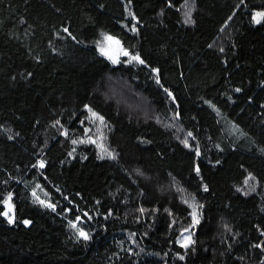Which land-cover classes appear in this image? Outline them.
Listing matches in <instances>:
<instances>
[{"label":"trees","instance_id":"trees-1","mask_svg":"<svg viewBox=\"0 0 264 264\" xmlns=\"http://www.w3.org/2000/svg\"><path fill=\"white\" fill-rule=\"evenodd\" d=\"M0 264H264V0H0Z\"/></svg>","mask_w":264,"mask_h":264},{"label":"rangeland","instance_id":"rangeland-1","mask_svg":"<svg viewBox=\"0 0 264 264\" xmlns=\"http://www.w3.org/2000/svg\"><path fill=\"white\" fill-rule=\"evenodd\" d=\"M116 47V41L111 38V36H104L99 43V49L102 53H108L111 55H116L117 49ZM88 123L91 125V131L86 133H81L78 135L74 140V153H81L82 148L84 146H87L88 144H93L98 149L101 156L104 157H111L112 153L109 149L108 143H107V123L106 121L98 114H95L94 112H91L88 118ZM49 206L51 204L49 202H46ZM4 216L5 218L12 223L14 221V207L13 203L9 200V194L8 197L6 196L5 200V210H4ZM81 217H78V221H81ZM75 226L77 225V221L73 222ZM80 236L86 238V232L84 230H80ZM192 238V229L191 228H185L181 231L180 235L178 236V243L182 246L186 247L190 242Z\"/></svg>","mask_w":264,"mask_h":264},{"label":"water","instance_id":"water-1","mask_svg":"<svg viewBox=\"0 0 264 264\" xmlns=\"http://www.w3.org/2000/svg\"><path fill=\"white\" fill-rule=\"evenodd\" d=\"M118 49H120V47L118 46Z\"/></svg>","mask_w":264,"mask_h":264}]
</instances>
